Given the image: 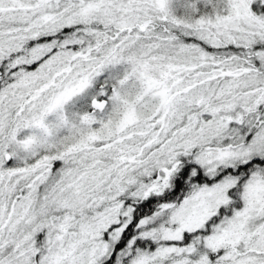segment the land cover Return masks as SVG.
Masks as SVG:
<instances>
[{"label": "snow or ice", "instance_id": "6c2138e0", "mask_svg": "<svg viewBox=\"0 0 264 264\" xmlns=\"http://www.w3.org/2000/svg\"><path fill=\"white\" fill-rule=\"evenodd\" d=\"M0 264H264V0H0Z\"/></svg>", "mask_w": 264, "mask_h": 264}]
</instances>
